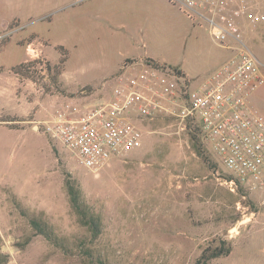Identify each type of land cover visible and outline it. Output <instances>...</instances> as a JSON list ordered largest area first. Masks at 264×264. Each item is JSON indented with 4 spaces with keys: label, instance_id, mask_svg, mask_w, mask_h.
I'll use <instances>...</instances> for the list:
<instances>
[{
    "label": "rangeland",
    "instance_id": "1",
    "mask_svg": "<svg viewBox=\"0 0 264 264\" xmlns=\"http://www.w3.org/2000/svg\"><path fill=\"white\" fill-rule=\"evenodd\" d=\"M96 1L0 0V48L11 38L1 54L4 66L22 59L28 42L38 50L34 59L26 54L23 62H31L27 74L15 73L34 87L28 96H34L36 104L21 95L17 105L11 85L0 96V254L8 256L2 264H195L204 250L221 241L230 245L229 254L208 264H264V188L230 191L221 183L227 174L210 145L203 141L198 153L188 132L178 131L167 116L139 123L141 145L95 170L82 165L60 140L35 130L38 120L51 118L64 106L54 103L65 92L59 81L74 90L80 82L112 84L109 78L95 81L79 71V79L73 75L59 79L57 72L62 50L57 48L61 45L55 49L52 45L68 44V33L80 25L78 12L92 10ZM254 4L233 18L264 64V19L250 21L253 10L264 15V1ZM197 31V59L221 52L203 28ZM175 32L169 27L161 31L171 46ZM186 40L188 44L190 39ZM43 45L50 60H57L59 53L57 62L44 55ZM84 46L89 45L73 49L69 74L79 63L91 66L100 59L99 45L79 54ZM210 68L208 62L205 69ZM4 72L13 77L10 68ZM248 103L264 116V80L248 95ZM25 107L33 110L23 114ZM67 177L100 215L101 231L95 238L70 205ZM33 215L46 220L64 246L36 233L29 222Z\"/></svg>",
    "mask_w": 264,
    "mask_h": 264
},
{
    "label": "built area",
    "instance_id": "2",
    "mask_svg": "<svg viewBox=\"0 0 264 264\" xmlns=\"http://www.w3.org/2000/svg\"><path fill=\"white\" fill-rule=\"evenodd\" d=\"M167 0L192 24L207 27L212 40L230 56L198 88L167 64L149 59L125 60L109 81L110 89L79 104H65L38 120L36 131L58 139L78 161L95 170L111 157L141 145L139 123L167 116L178 131L198 125L226 172L221 183L230 191L264 188V116L248 103V95L264 80V64L246 44L233 10L246 12L264 0ZM254 6V7H255ZM264 19L252 11L250 21ZM25 52L38 57L33 42ZM105 89V82L101 84ZM245 198V194H241Z\"/></svg>",
    "mask_w": 264,
    "mask_h": 264
},
{
    "label": "crops",
    "instance_id": "3",
    "mask_svg": "<svg viewBox=\"0 0 264 264\" xmlns=\"http://www.w3.org/2000/svg\"><path fill=\"white\" fill-rule=\"evenodd\" d=\"M229 3H231L229 5L231 7L233 0H230ZM233 13L241 12L234 9ZM78 15L81 18L80 25H78V28H72L71 32L68 33V44L52 45L53 48L55 45H61L67 51L68 58L66 57L62 64L59 79L63 76L67 78L68 75H73L72 77L79 79L78 77L80 76L76 74V71H79L81 75L86 74V77L95 79V81H103L115 75L125 60L149 59L177 67L190 80V86L198 88L211 78V75L231 54L229 49L218 45L212 40L205 25L192 24L189 20V23H187V18L175 6L169 5L167 0H110L109 4L101 3V0H97L92 10L82 9L78 12ZM181 16H184L183 18L185 19ZM167 27L176 31V40L172 42V46L161 35V31H164ZM198 28H203L212 42L221 49L219 54L213 57L197 59L194 45L197 47L198 44L196 42L199 36ZM144 35L148 38L145 39ZM25 38L19 36V40ZM187 38L190 39L188 44ZM10 39L0 48V96L6 94L8 85H11L16 89L17 105L20 104L21 95L27 102L36 104L37 101L34 96L29 95L31 97L27 98L29 97L28 94L32 90L34 91V87L29 82L21 80L15 73L12 77L4 72V70H8L13 65L26 60L25 53L18 62L4 66L1 54L6 45L11 42ZM148 39H150V42ZM86 43L89 46H84L85 48L79 54H85L90 51L89 48L93 44L99 45L96 52L99 54L100 59L91 66L79 63L74 70L71 71L69 69L71 73L69 74L67 69L69 68L68 64L73 49L78 44ZM43 53L47 57L46 46L44 45ZM218 55L220 56L218 57ZM58 59L59 53L57 60H49L55 63ZM208 62L212 64V68L206 70L205 66ZM90 67H95L93 68L94 71L92 69L88 70ZM59 83L65 92L54 103L58 102L62 103V105L79 104L85 99L93 98V96H98L97 94L100 95L110 89V86L103 89L101 86L95 85L97 82H80L77 84L76 90L63 86L60 81ZM85 87H89L88 89L90 90L83 91ZM29 108H23V114L33 110L32 107Z\"/></svg>",
    "mask_w": 264,
    "mask_h": 264
},
{
    "label": "trees",
    "instance_id": "4",
    "mask_svg": "<svg viewBox=\"0 0 264 264\" xmlns=\"http://www.w3.org/2000/svg\"><path fill=\"white\" fill-rule=\"evenodd\" d=\"M58 49L61 51V57L59 63L57 65V72L59 73L62 67L64 60L67 57V51L63 49V47L58 46ZM63 52V53H62ZM153 61V60H150ZM154 62V61H153ZM164 64V63H163ZM168 65V64H167ZM31 62H21L16 65L10 67V69L19 75H25L30 70ZM173 69L179 70L177 67L171 66ZM49 67V66H47ZM89 88V87H85ZM2 120V119H0ZM187 132L189 134V138L193 148L200 153L199 146L204 144L203 138L200 135L198 125H189L187 127ZM69 202L73 210L76 212L78 216V220L87 227L91 238H95L101 231V218L98 213H95L94 210L84 201L78 187L74 184V181L70 180L69 177L66 178L65 181ZM29 222L32 228L35 230L36 233L42 234L46 239L51 241L57 246H64L63 243L60 241V237L55 233L52 229L51 225L44 219L38 216H31L29 217ZM231 250L230 245H226L225 241H221L220 244L214 247L211 250H204L199 257L197 258L195 264H208V260L219 257L221 255L229 254ZM8 261L7 254L3 253L0 254V264L5 263Z\"/></svg>",
    "mask_w": 264,
    "mask_h": 264
}]
</instances>
